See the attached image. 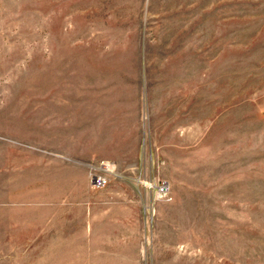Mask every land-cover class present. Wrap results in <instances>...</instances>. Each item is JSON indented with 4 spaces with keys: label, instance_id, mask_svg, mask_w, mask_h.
Masks as SVG:
<instances>
[{
    "label": "rangeland",
    "instance_id": "obj_1",
    "mask_svg": "<svg viewBox=\"0 0 264 264\" xmlns=\"http://www.w3.org/2000/svg\"><path fill=\"white\" fill-rule=\"evenodd\" d=\"M0 264H264V0H0Z\"/></svg>",
    "mask_w": 264,
    "mask_h": 264
},
{
    "label": "built area",
    "instance_id": "obj_2",
    "mask_svg": "<svg viewBox=\"0 0 264 264\" xmlns=\"http://www.w3.org/2000/svg\"><path fill=\"white\" fill-rule=\"evenodd\" d=\"M93 170L100 171L102 174H93L92 175V183L95 189L105 188L109 183V174H112L114 171V167L110 166V164L103 163L98 168H93ZM160 192L163 193V187L160 188Z\"/></svg>",
    "mask_w": 264,
    "mask_h": 264
}]
</instances>
